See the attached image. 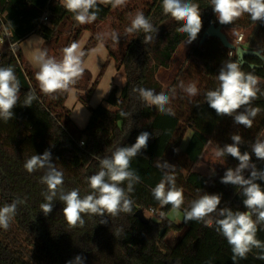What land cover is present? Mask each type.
Instances as JSON below:
<instances>
[{
  "label": "trees",
  "instance_id": "1",
  "mask_svg": "<svg viewBox=\"0 0 264 264\" xmlns=\"http://www.w3.org/2000/svg\"><path fill=\"white\" fill-rule=\"evenodd\" d=\"M191 2L199 5L202 29L192 41L185 61L164 89L157 73L160 69H168L176 50L189 37L177 32L182 21L177 22L163 14L162 0H125L118 7L98 3L93 9L97 18L91 26L78 25L73 14L58 0H0V16H3L0 33L3 28L10 31V44H18L34 34L44 41L42 50L59 60L64 47L77 43L82 31L91 29L92 35L81 50L85 53L83 59L97 43L103 42L108 59L114 61L125 78L120 91L111 90L104 102L94 108L87 106L91 90L83 96L78 95V101L89 110L88 122L79 130L64 106L68 92L44 95L35 79L38 69L31 68L19 51L7 50L0 55V67L11 66L20 83L14 116L7 121L0 118V208L16 203L9 228H0V264H233L231 246L216 231V213L209 218L213 219L212 226L198 221L184 223V218L180 224H174L166 218L171 205H161L152 196V189L165 172L172 174L174 171L176 186L183 190L184 203L180 210L183 214L192 201L206 193L221 195L218 208L245 211L242 189L221 183L225 171L239 164L237 159L230 155L219 157L224 165L211 177L194 171L195 164L208 148L216 151L233 143L230 138L233 134L242 137L241 153L249 152L256 170L264 172V161L251 153L252 144L264 130V87L251 103V107L260 109L251 128L234 124L230 116H217L206 103V92L219 86L217 75L223 64L238 59L234 50L224 48L216 38H206L200 43L203 32L211 24L235 31L256 28L254 33L246 35L242 45L247 50L259 52L264 59V21L253 22L250 15L244 13L232 24L221 25L210 0ZM137 12H143L158 31L126 33L125 29ZM44 13L48 14V21L43 24ZM99 25L109 26L118 41L109 44L98 39L101 36L94 31H101ZM146 35L152 36L148 43L143 42ZM231 44L236 46L235 42ZM229 52L233 55L229 56ZM262 59L244 56L241 70L264 81ZM89 81L84 71L72 89L85 90ZM181 82L185 85L195 83L198 94L189 96L180 87ZM138 88L168 95L170 104L166 107H171L174 115L147 105L135 91ZM30 91L36 99L31 107L24 106ZM188 129L192 136L182 150ZM145 131L150 133L147 147L130 161V170L140 177L133 185L134 191L128 194L133 201L130 213L120 212L116 216L82 213L83 225L70 227L64 217V204L57 197L52 201V212L45 216L40 205L47 202L43 195L47 187L41 183V177L47 169L29 173L24 168L28 159L33 155L42 156L48 150L50 162L63 173L62 190L78 189L84 197L91 192L87 180L100 171V161L110 157L119 147H130ZM165 162L175 166L174 170L157 167L158 163ZM249 176L250 173L245 178ZM256 182L264 189V180ZM121 187L127 191V181ZM150 211L157 215L158 221L144 216ZM257 227L256 238L264 242V224ZM162 230L164 234L184 232L178 242L169 247L164 243L165 235L160 237ZM259 252L254 248L247 254V259H238L236 264H264V260L256 258ZM78 256L80 261L76 259Z\"/></svg>",
  "mask_w": 264,
  "mask_h": 264
},
{
  "label": "clouds",
  "instance_id": "2",
  "mask_svg": "<svg viewBox=\"0 0 264 264\" xmlns=\"http://www.w3.org/2000/svg\"><path fill=\"white\" fill-rule=\"evenodd\" d=\"M125 0H60L62 7L73 14L78 25L91 24L97 18L96 9L98 3H111L113 7L123 5ZM212 10L219 24H232L244 13L250 15L253 22L264 21V0H210ZM163 14L170 15L183 25L177 28V32L187 34L189 43L195 41L202 29V18L199 5L191 0H162ZM144 33L157 32L153 24L145 17L143 12H137L131 19L130 26L125 29L126 33L132 34L138 31ZM109 34H104L98 39H103ZM113 40L118 41L115 33L110 34ZM31 40V39H30ZM42 40V38H41ZM152 40L151 35H146L144 43ZM95 51V50H93ZM61 59L48 56L44 50H37L32 57L34 66L38 68L35 79L41 93L47 96H55L60 93L70 92L78 80L83 76L85 68L83 57L85 53L80 50L78 43L73 42L64 47ZM231 55V53H228ZM217 80L219 86L215 90L206 92L205 100L208 106L215 110L217 116H230L233 123L251 128L254 118L260 112L259 108L251 107L253 100L260 92L258 87L260 78L252 73L241 70L239 61H228L223 64ZM180 87L189 96H196L198 88L195 83L185 85L181 82ZM139 97L149 106H156L159 112L174 115L170 104V98L165 93L154 94L153 90L135 89ZM20 83L11 66L0 67V118L7 121L14 116L13 109L19 100ZM36 99L34 92L30 91L24 100V106L31 107L32 101ZM242 111H238L242 109ZM121 115H125L121 113ZM150 133L141 132L136 142L129 146L117 148L110 157L100 161V171L91 175L88 180L90 194L81 197L78 189L69 192L62 190L63 173L58 171L50 162L51 153L46 150L44 154L33 155L28 159L24 168L32 173L37 169L46 168V173L41 177V183L45 184L47 191L43 193L46 203L40 208L45 216L53 210L52 201L59 198L64 204L63 213L67 224L75 227L83 225L81 214L104 215L105 213L116 216L120 212L130 213L133 201L129 193L134 191L133 185L139 182L140 177L130 170V161L136 157L141 149L147 147ZM233 143L225 144L215 151L216 157L225 155L232 156L239 161L233 169L228 168L221 183L238 186L242 189L245 197L243 200L245 211H232L230 208H218L221 203V195L204 194L192 201L189 209H184V223L198 221L212 226V214L216 213L214 219L216 231L226 238L233 253L231 260L236 264L238 259H247V254L254 248L260 252L256 258L264 260V242L256 238L258 224H264V189L257 180H264V172H258L256 165L251 162V155L245 151L241 153L240 145L242 137L231 135ZM252 152L259 160L264 161V140L257 139L252 144ZM157 167L172 168L167 162L157 164ZM251 168L250 176L245 178L243 172ZM127 181V191L121 185ZM152 196L161 205H171L172 210L179 212L184 203L183 190L176 186L174 171L172 174L165 172L160 182L152 189ZM16 212V203L5 205L0 208V228L7 230ZM255 215L256 219L252 217ZM77 261H80L78 256ZM71 264V262H69Z\"/></svg>",
  "mask_w": 264,
  "mask_h": 264
},
{
  "label": "rangeland",
  "instance_id": "3",
  "mask_svg": "<svg viewBox=\"0 0 264 264\" xmlns=\"http://www.w3.org/2000/svg\"><path fill=\"white\" fill-rule=\"evenodd\" d=\"M91 24H89V25L91 26ZM98 29L101 30V31L96 32V33L98 35H100V36H103L104 34H109L106 37H104L103 40L105 42H107V43L110 44L113 41V39L111 38V35H110L113 32H110L111 31L110 30V27L109 26L106 27V25H99ZM255 30H256V28L253 29V30H247V31L225 30V32L228 35L227 37H228L229 41H231V43L234 42V39L239 34H242L243 37H242V42H241V45H240V46H242L243 41H244L246 35L247 34H251L252 32L254 33ZM225 32H224V34H225ZM36 37H38V36H36ZM31 40H29L28 46L30 47V51H32L31 52V55H32V54H36V51L37 50H42V47L41 46H36L35 43H33ZM85 43H86V37L85 36H82V38H80L79 41H78V44L80 46V50H82V48L85 45ZM192 44H193V42L189 43V39H187L176 50L175 54L173 55V57L171 59V62H170V65H169L168 69H160L158 71V73H157V79L160 81V83L162 84V86H163L164 89L167 88V86L171 83V81H172L174 75L176 74L178 68L185 61L186 57L188 56V53L190 51V48H191ZM91 50H90V52H91ZM51 52H54V51H51ZM93 56L95 57V55H93ZM107 60H109V59L107 58ZM95 62H96V59L95 58H92V59L89 60L88 63H90V65H92L91 67H94L95 66L94 65ZM105 63H107L106 60L104 61L103 65H102L103 67L102 66L101 67L99 66V68H96V70H94V73H95L94 75L91 72H89L90 73L89 74L86 71V73L88 74L89 79H90V81L87 84L86 90L93 91L94 90L93 89V86H94V84L96 82H98V85L100 84V88L105 83L106 84H112V81H113V86H115L120 81V78L121 77L124 78V74H123L122 70H117L119 72H116V70H115L116 67H114L115 63H114L113 60H111V62L109 64H105ZM109 65L112 66L113 71H112V69H110L111 67ZM85 70H87V69H85ZM262 82L263 81L260 79V83H262ZM95 86H97V85H95ZM79 103H80V106L82 108H84L85 110L89 111L88 110L89 100H88V103H87V106L88 107L85 106V105H83L81 102H79ZM223 165H224L223 161L219 157H216L215 156V150H213L212 148H208L206 150L205 154L203 155V158L201 159V163L199 164V166L197 168H198L199 171H202L203 172V171H205V168L208 167V169H209L210 172L215 173L216 169L222 167ZM250 169L251 168H248V169H245L244 171L245 172H248ZM144 216L146 218H151V219H153L155 221L156 220L158 221L156 214H149V213L146 212L144 214ZM166 218L170 222H172L174 224H180L182 222L183 218H184V214L180 210H179V212H175V211H173L171 209L168 212ZM183 232H184V230L181 231V232L171 231V232H168L167 234H164L165 235L164 243L167 246H169V247H173L178 242V240L182 236Z\"/></svg>",
  "mask_w": 264,
  "mask_h": 264
},
{
  "label": "crops",
  "instance_id": "4",
  "mask_svg": "<svg viewBox=\"0 0 264 264\" xmlns=\"http://www.w3.org/2000/svg\"><path fill=\"white\" fill-rule=\"evenodd\" d=\"M60 1V0H58ZM100 5L103 6H107L108 3H99ZM6 31L7 33H9V35H11L10 31L6 30V29H2L1 30V34L3 31ZM227 30V29H226ZM221 31L225 32V29H221ZM96 30L94 31V33L96 34ZM92 35V30H84L81 33L80 38H82V36L86 37V42L87 40L91 37ZM228 39V35L224 34ZM79 38V39H80ZM237 38V37H236ZM236 38L234 39L235 45H236ZM32 39L31 41L33 43H35L36 46H41L43 48V44L44 41L41 40L40 37H36V35L34 34H30L27 37H25L23 40L20 41V43L16 44L17 47V51H19L22 55V58L24 59V61L33 69H38L36 66H34L33 62H32V57L35 54L31 55L30 51V47L28 46V42L29 40ZM79 41V40H78ZM230 42V41H229ZM78 43V42H77ZM86 44V43H85ZM9 45L10 43L8 42V40L3 41L2 43H0V55L3 54L5 51L9 50ZM241 45V43L239 44V46ZM84 47V46H83ZM244 49H247V47L245 45L241 46ZM95 50V51H93ZM95 55V57L93 56ZM95 58L96 62L94 63V67H91L92 65H90L89 60ZM108 58V53H107V49L104 45L103 42L97 43L93 49L91 50V52L83 59V67L87 70H85V72L87 71L88 73L91 72L93 75L94 70H96V68H99V66L101 67L104 63V61L106 60L107 63L105 64H109L111 62V60H107ZM93 64V63H92ZM104 64V65H105ZM113 71V68L111 65H109ZM103 67V66H102ZM115 67V65H114ZM116 72L117 69L115 68ZM90 74V73H89ZM263 81V80H262ZM97 86L94 87V90L91 92V95L89 97V107L94 108L100 104H102L104 102V100L107 98L108 94L111 92V90L113 89H117L118 91H120L124 85H125V78H120V81L117 83V85L113 86V81L112 84H103V86L100 88V84L98 85V82L96 84ZM259 88L264 87V81L262 83H259L258 85ZM86 89L85 90H77V89H71L70 92L67 93V98L65 100L64 106L67 110H69L70 114H69V118L70 120L73 122V124L79 129H83L85 127V125L88 122V118H89V111L85 110L84 108H82L80 106V103L78 102V95H83L84 93H86ZM192 136V131L191 130H186L185 134H184V138L181 144V149L183 150L188 141L190 140ZM259 140H264V130L261 132V134L258 137ZM204 155V154H203ZM203 155L199 158V160L197 161V163L194 166V171L206 176V177H211L214 175V173L210 172L208 167L205 168V171H199L198 170V166L201 163V159L203 158ZM252 169H250L248 172H243V175L246 176L247 174H249L251 172Z\"/></svg>",
  "mask_w": 264,
  "mask_h": 264
},
{
  "label": "water",
  "instance_id": "5",
  "mask_svg": "<svg viewBox=\"0 0 264 264\" xmlns=\"http://www.w3.org/2000/svg\"><path fill=\"white\" fill-rule=\"evenodd\" d=\"M221 26H214L213 24H211L202 34L201 37V41L200 43H202L206 38H216L220 41V43L222 44V46L228 50H234L235 54L237 56V59L240 63L243 62V58L244 56H255L258 58H261V54L259 52H255V51H251V50H247L242 48L241 46H234L232 45L226 38V36L223 34V32L221 31ZM264 61V59H262ZM137 215V213L135 214ZM255 218V215H253L252 219ZM164 231L162 230L160 233V237L163 236Z\"/></svg>",
  "mask_w": 264,
  "mask_h": 264
},
{
  "label": "built area",
  "instance_id": "6",
  "mask_svg": "<svg viewBox=\"0 0 264 264\" xmlns=\"http://www.w3.org/2000/svg\"><path fill=\"white\" fill-rule=\"evenodd\" d=\"M1 17H3V16H0V18ZM47 17H48V14L47 13H44L43 16H42V18H41V23H43V24L46 23L48 21ZM9 37H10L9 33H7L4 30L2 32V34L0 33V43H2L5 40H9ZM242 37H243L242 34H239L237 36V38H236V46H239V44L242 42ZM9 50L12 51L13 53H15L17 51L16 44H10L9 45ZM229 53H231V55H229V56H232L233 55L232 52H229ZM79 145L80 146H83V142H80ZM152 213H153L152 211L149 212V214H152Z\"/></svg>",
  "mask_w": 264,
  "mask_h": 264
}]
</instances>
